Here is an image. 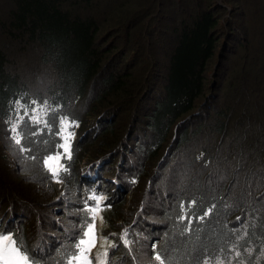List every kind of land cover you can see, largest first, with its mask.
Returning <instances> with one entry per match:
<instances>
[{"label": "trees", "instance_id": "trees-1", "mask_svg": "<svg viewBox=\"0 0 264 264\" xmlns=\"http://www.w3.org/2000/svg\"><path fill=\"white\" fill-rule=\"evenodd\" d=\"M224 1L235 9L226 23L215 0H0V32L31 46L53 73L31 87L0 46V229L18 233L37 264H67L93 190L112 205L100 213L108 264H160L156 254L163 264H264V0ZM224 32L242 49L230 70L222 65L228 91L192 124L200 114L186 116L206 93ZM137 49L156 66L163 59L159 87L144 100L130 70ZM21 106L29 115L16 144L10 128ZM33 109L53 125H76L62 183L42 165L56 128L34 136L43 125L32 126ZM119 110L130 113L128 127ZM178 148L188 151L186 173L163 180Z\"/></svg>", "mask_w": 264, "mask_h": 264}, {"label": "rangeland", "instance_id": "rangeland-1", "mask_svg": "<svg viewBox=\"0 0 264 264\" xmlns=\"http://www.w3.org/2000/svg\"><path fill=\"white\" fill-rule=\"evenodd\" d=\"M215 2L218 6H221L224 9L223 19H225L224 23H226V21L229 20L230 17H232L235 13L234 4L226 2L224 0H215ZM160 14L162 15V11H160L157 14V18L151 21L149 27L151 31L154 33L153 35L154 37H156L160 27L162 28L164 26L160 24V22H158L159 21L158 15ZM229 31L231 30H228V33ZM238 36L242 40L241 32L239 33ZM221 41L222 42L226 41L225 43H227V45L224 48H220V46L218 47L220 49H218V51L216 52L215 56L213 57L210 63L208 70V77H207L208 86L206 88V93L203 98L198 100V103L195 109L192 111V113L186 116L187 118L188 117L190 118L200 114V117L198 116L197 120H193L192 124L198 123L206 119L205 112L207 111L208 107L213 105L214 101H215L214 104L218 109V104L222 103L223 99L225 98V91L226 93L228 91L227 78L229 76H228V72L224 70V68L226 66L228 70L231 69V66L235 63V59L239 57L237 51L238 50L241 51L242 49H239V45L236 47L234 44L235 41L231 40V38L227 36L225 32L224 34L222 33ZM242 45L243 44H241V46ZM0 46L4 47V49L6 50L9 56L8 68L14 72L19 73L21 78L24 81L28 82L29 85H31V87L41 86L42 82L51 81L53 77V73L50 66H47L39 61L36 50H34L31 46H27L15 41H10L9 38L4 36L1 32H0ZM149 46L151 47L150 44ZM222 50L223 52H221ZM148 53L151 54L152 49L148 50ZM221 53L222 56L220 55ZM132 58H135V65L131 67L130 70L135 71L134 82L140 80L138 84L137 83L135 84H137V86L141 84L140 99L144 100L147 99L150 94H152V90H154L156 87H159V81L162 79V75L164 72L163 59L161 56H158V60L156 61H159L160 64L156 66L154 56H148L145 50H139V49L135 51V56H132ZM224 60L227 61V64L224 63ZM223 63L225 66H222ZM218 65H220V68H218ZM120 105L126 107L128 106L127 103H121ZM121 106L118 109H121ZM119 111L122 113V117L127 122V127H128L130 123L129 120L130 113L126 112L125 110H119ZM137 124L138 122H134L135 127L137 126ZM125 138L127 139V135L125 136ZM171 140L172 138L169 139L168 145L170 144ZM200 142L203 143L202 141L197 139L196 142H193L191 144L190 148L195 147ZM166 148L167 146L165 147V149ZM187 154L188 151L186 152V148H178V150L175 152L174 159L171 160V163H173L174 161L178 162L176 169L174 168V171H172L169 174H165L163 180L169 179L172 182L175 181L177 182L183 178V176L186 173L184 172V166H185V160L187 158ZM101 227H102V219H101V214H99L96 217L97 243H96V247L93 248L91 252V259L93 261V264H96L98 258H102V254L104 250L109 245V239L105 238L102 235Z\"/></svg>", "mask_w": 264, "mask_h": 264}, {"label": "snow or ice", "instance_id": "snow-or-ice-1", "mask_svg": "<svg viewBox=\"0 0 264 264\" xmlns=\"http://www.w3.org/2000/svg\"><path fill=\"white\" fill-rule=\"evenodd\" d=\"M20 111L21 114L16 117L20 123H13L10 128V133L13 135L16 144H21L23 135L21 124L29 115L27 111L23 110L22 106ZM32 113L33 114L30 116L32 126L43 125V127H36L33 132L34 136L43 134L45 128H47L48 133L51 134L53 128H56L55 136L58 139L56 150H49L48 154L43 156L42 165L43 169L55 183H62L63 179L61 174L68 171V165L64 161L72 159L73 133L71 129L76 125L69 118L60 119L58 126L53 125L51 120L45 115L43 109L40 110L39 114L33 109ZM42 116H44L43 119L41 118ZM28 151H30V149ZM32 159L35 160L37 157L33 156ZM194 203L195 201H192L187 207L191 208ZM105 207H112L111 203L107 202L105 196L96 194L94 190L87 196L82 209V211L86 213L84 217L85 223L81 226L79 232H74L72 234L70 243L74 246V251L71 253V258L67 259V264H93L91 252L92 249L96 247L97 243L96 217L104 211ZM180 207L184 209L185 205L181 203ZM214 207L215 205L210 207L207 211H204L203 215L197 217V219L203 221L204 218L212 213ZM101 219H103V217H101ZM180 220L181 222L186 220L188 225H192L193 223V219L187 215L180 216ZM77 236L79 237L78 239ZM127 237L128 229H125L120 238L125 246L129 245ZM111 247H115V245H111ZM151 247L155 249V242H153ZM109 254V249H105L102 258H98L96 264H108ZM154 258L156 261H159L160 264H163L160 254H156ZM0 264H37L34 256L29 253L18 233L14 236L12 230L7 227L0 229ZM204 264H209V261L205 260Z\"/></svg>", "mask_w": 264, "mask_h": 264}]
</instances>
